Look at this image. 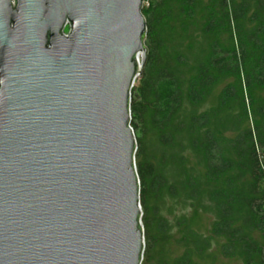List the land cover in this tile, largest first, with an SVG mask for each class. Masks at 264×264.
<instances>
[{"label": "water", "instance_id": "obj_1", "mask_svg": "<svg viewBox=\"0 0 264 264\" xmlns=\"http://www.w3.org/2000/svg\"><path fill=\"white\" fill-rule=\"evenodd\" d=\"M142 7L0 0V264H141Z\"/></svg>", "mask_w": 264, "mask_h": 264}, {"label": "trees", "instance_id": "obj_2", "mask_svg": "<svg viewBox=\"0 0 264 264\" xmlns=\"http://www.w3.org/2000/svg\"><path fill=\"white\" fill-rule=\"evenodd\" d=\"M143 2L141 264H264V0Z\"/></svg>", "mask_w": 264, "mask_h": 264}, {"label": "built area", "instance_id": "obj_3", "mask_svg": "<svg viewBox=\"0 0 264 264\" xmlns=\"http://www.w3.org/2000/svg\"><path fill=\"white\" fill-rule=\"evenodd\" d=\"M143 4H144V2H143ZM63 34H64V35H67V34H68V29H67V28L64 29Z\"/></svg>", "mask_w": 264, "mask_h": 264}]
</instances>
